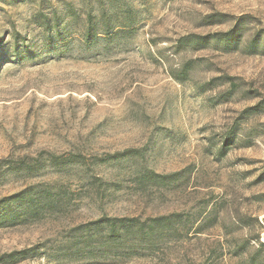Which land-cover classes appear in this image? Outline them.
<instances>
[{"label": "rangeland", "instance_id": "1", "mask_svg": "<svg viewBox=\"0 0 264 264\" xmlns=\"http://www.w3.org/2000/svg\"><path fill=\"white\" fill-rule=\"evenodd\" d=\"M190 34L226 36L177 45ZM149 171L178 175L142 184ZM42 187L68 198L0 226V264H264V0H0V217ZM169 213L196 220L153 255L55 253L102 214Z\"/></svg>", "mask_w": 264, "mask_h": 264}, {"label": "trees", "instance_id": "2", "mask_svg": "<svg viewBox=\"0 0 264 264\" xmlns=\"http://www.w3.org/2000/svg\"><path fill=\"white\" fill-rule=\"evenodd\" d=\"M63 15V14H62ZM55 16V20H62ZM87 20H91V16L87 15ZM104 19V18H103ZM70 21V18H69ZM110 20L106 19L102 28V33L108 34L110 28ZM119 30L126 31L124 25H120ZM230 30L226 35L231 34ZM90 30L86 31L84 37L88 39ZM223 34H213L199 36L190 34L183 36L178 41V46L186 45L202 47L206 45L210 39H220ZM209 39V40H208ZM205 43V44H204ZM197 45V46H196ZM194 69L192 61L184 62L182 67L176 71L178 74H172L175 78H184L187 72ZM173 72V71H172ZM250 110V109H248ZM247 111H243V113ZM235 127V125H233ZM43 152L36 157L22 158L16 164L17 168L25 169L32 172L40 161ZM124 155V152L119 154ZM79 155L69 154L67 156L48 154V159L52 164L62 165L71 164L79 160ZM177 172L170 174H158L152 171L144 173L140 177V182L151 184L154 186L168 185L174 181ZM90 186L94 188V193L101 198L106 190V184L100 178H92ZM67 191L58 190L51 191L50 188L42 187L40 189L29 188L27 191L15 194L13 199H20L19 205L14 208L6 217H0V226L6 224L23 223L29 220L38 219L44 215L60 212L64 202L67 200ZM7 220V221H4ZM196 219H192L188 215L182 213L160 214L153 217L141 218L139 216H108L100 215L98 218L80 223L72 227L66 234V238L58 246L56 255L72 257H97L104 255L127 256V255H153L160 250L163 245L173 240H178L188 233L190 227L195 223ZM199 232V231H198ZM262 246L261 243L258 244ZM260 248V247H259ZM260 249L254 251L250 256L251 263L257 258Z\"/></svg>", "mask_w": 264, "mask_h": 264}]
</instances>
